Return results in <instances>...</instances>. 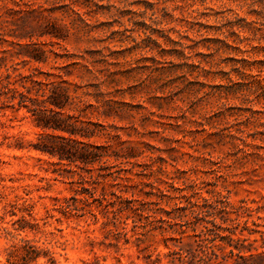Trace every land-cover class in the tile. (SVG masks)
Wrapping results in <instances>:
<instances>
[{"label":"rangeland","instance_id":"374dc122","mask_svg":"<svg viewBox=\"0 0 264 264\" xmlns=\"http://www.w3.org/2000/svg\"><path fill=\"white\" fill-rule=\"evenodd\" d=\"M17 1L20 6L0 0V20L18 33L30 32V40L56 53L21 70L37 66L67 81L63 85L76 96L75 109L64 114L97 132L89 141L112 143L120 153L127 146L135 150L136 156L117 161L125 170L114 186L94 180L95 195L104 192L112 210L118 204L113 190L125 198L123 204L141 210H116L115 224L112 211L97 212L98 220L55 210L54 217H44L43 204L50 206L52 197L71 202L82 195L70 181L82 173L89 186L84 170L89 167L53 164L55 158L28 150L39 140L40 128L24 109H7L0 115V264H8L11 245L24 239L48 249L53 264H146L147 255L159 257L153 264H169V251L183 247L197 253L198 244L218 254L232 249L243 256L241 264H264V0ZM20 20L21 28L15 25ZM51 26H61L64 39L42 34ZM71 54L83 55L79 60L90 71L72 64ZM98 166H91V174ZM23 188L46 196L35 202L37 227L19 231L13 223L19 213L8 211ZM192 192L191 200L218 195L197 219L181 217L188 210L175 205L176 195ZM92 205L98 208L97 201ZM172 217L197 221V228L170 224ZM207 219L214 223L207 224L209 237L216 236L213 247L199 233ZM133 220L148 230H133ZM123 222L125 236L118 233ZM30 264L51 261L40 256Z\"/></svg>","mask_w":264,"mask_h":264},{"label":"trees","instance_id":"16d2710c","mask_svg":"<svg viewBox=\"0 0 264 264\" xmlns=\"http://www.w3.org/2000/svg\"><path fill=\"white\" fill-rule=\"evenodd\" d=\"M3 5H6L5 0H1ZM9 2L15 6H20L17 0H9ZM21 10V9H20ZM70 10L75 16L82 22L86 23V18L82 16L81 11L70 6ZM8 20H0V115L4 114L7 109L13 112H18L20 109H24L29 116L33 124L40 128L39 140L33 144L29 149L36 150L39 154L45 155L48 159L55 158L56 161L53 164H73L75 167L84 169L89 174L91 181L88 183L89 186H85L84 178L82 173H78V181L75 182L76 188L74 189L75 194H82L80 197H52L53 200L51 205L48 206L43 204L44 217H54L53 211L60 212L65 217L71 216H84L86 213L91 214L94 220H98L97 212L101 214L113 212V224L118 220L117 211L122 209H129L132 212L141 210L140 207H133L134 205L123 204L125 198L121 195H117L115 191H110L115 199H118V204L114 209H108V200L104 192L95 195V188L91 186L97 178H101L108 185L114 186L117 178L120 177V171L125 170L118 164L120 158L129 159L136 156L135 150L131 146H127L123 153L118 152L111 145L112 143L96 144L89 141L91 137L97 135V132L85 125H77L75 122L78 120L77 116L66 113V109H75L73 105L74 97L69 94L68 87L64 86L63 83H67L65 79L60 77L59 80L53 77V73L42 71L37 66L32 67V70L28 73H24L21 68L29 63H46L48 61V52L52 50H46L41 47L38 42H34L31 39L30 32L18 33L15 30L7 27ZM14 24V23H13ZM24 24L23 20L15 24L17 27H22ZM21 30V29H20ZM27 34V35H26ZM42 34H50L56 38L64 39L65 34L61 26H51ZM23 38H29L28 41H22ZM90 54V53H89ZM68 57L76 58L72 64L83 66L86 70L90 71L87 64L81 63V60H85L83 55H67ZM76 56V57H75ZM44 77H41V76ZM264 81V79H263ZM260 89L264 91V82L260 84ZM74 118V121L71 119ZM81 122V121H80ZM18 148H24L22 145H17ZM121 150V149H119ZM110 158H113L110 161ZM40 159V158H37ZM94 163H99L97 172L95 175L91 174ZM126 178V177H125ZM87 182V181H86ZM49 183L48 181L46 182ZM151 186V185H149ZM157 191L162 192L161 189L155 187ZM24 189V188H23ZM196 192L191 194H178L175 197L179 200L175 205L177 209L188 210L183 212L181 217L187 215H193L197 219L198 215L201 214L202 207H209L212 201H217L218 195L211 197L201 196L196 200H191ZM155 194L153 191H146L145 195L149 196ZM163 194V193H161ZM46 195L37 194L36 196L30 195V192L26 189L23 190L22 194H15V200L9 203L10 209L9 214L19 213V217L13 220V223L17 224L15 230L25 231L27 229L33 230L37 227L33 209L35 206L36 199H41ZM168 196V195H167ZM115 199L111 200L112 206L115 203ZM132 200L140 201L139 199H129L127 202ZM182 200L186 203L181 204ZM97 201V209L93 207V202ZM142 203L145 201L142 199ZM126 202V201H125ZM181 204V205H180ZM136 213V212H135ZM148 212H145L147 214ZM139 214V213H137ZM140 213L139 215H142ZM148 216V214L146 215ZM133 222V230L140 227L142 230L147 231L144 225H137L136 221ZM170 224H177L178 226H191V230L195 231L197 228V221H191L188 219L183 220V223L175 222L172 217L168 220ZM206 225H202L199 228V233L204 235V239L211 242V247L214 246L212 240L216 237H209L210 228L207 224H212L211 220L204 221ZM126 222H123L118 230V233L125 236ZM214 226V223L212 224ZM185 232V229H181L178 233L181 235ZM219 234V233H214ZM181 237V236H179ZM177 237L176 239H179ZM138 238V237H136ZM230 239L228 235H221L220 239ZM203 238H201L202 241ZM127 240V239H125ZM200 250L197 253H189L183 247H178V250H171L166 256L169 257V264H241L238 259H243L242 255L229 249L227 253L218 254L214 251H206L210 245L198 244ZM207 247V248H206ZM213 249V248H211ZM40 256L46 257L53 264L51 258V252L48 249H42L36 246L31 241L24 239L20 244L11 245V251L7 257L8 264H30L35 262ZM146 264H153L160 262L159 257L155 260H151L150 256L145 257Z\"/></svg>","mask_w":264,"mask_h":264}]
</instances>
